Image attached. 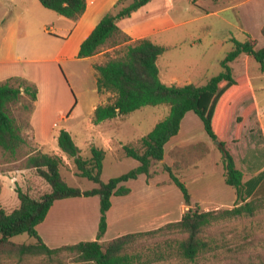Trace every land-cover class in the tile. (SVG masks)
Instances as JSON below:
<instances>
[{"label": "rangeland", "instance_id": "1", "mask_svg": "<svg viewBox=\"0 0 264 264\" xmlns=\"http://www.w3.org/2000/svg\"><path fill=\"white\" fill-rule=\"evenodd\" d=\"M132 1L123 0L120 6L128 5ZM248 1L174 0V7L170 11L173 18L180 20L182 17L190 21L186 25L158 35L155 39L153 37L154 41L165 43L166 37H185L190 40V37L195 36L201 38L202 42L197 43L194 47H190L188 44L190 42H187L182 46L167 48L158 62L162 74H164L169 63L173 64L172 67L176 68L181 77L186 78L190 74L197 83L205 84L207 79L219 74L222 71L220 61L233 47L229 38L234 36L240 41L245 39L246 35L237 26L247 21L255 29L262 14L263 5L260 0H250L249 3ZM239 3V8H233ZM110 11H114V9L112 8ZM196 16H199V19L193 20ZM68 21L71 22V19L44 7L39 0H0V68L5 66L8 68L7 71L12 73L11 76H22L32 83L37 84L36 81H39L45 85L47 89H45V95L36 112L38 118L41 119L42 116H46L56 120V127L71 124L74 140L80 147L81 155L84 158L91 156L92 145L104 147L106 158L101 178L107 182L109 179L138 166L139 163L136 159L124 157L122 145L137 143L158 122L167 117L170 107L168 105H148L126 114L117 120V129L103 125L104 134L96 137L94 144H91L90 133L86 131L87 120L92 105L94 103L100 105L102 97L94 92L95 80L88 63L80 60H68L54 64L49 61L54 57V51L61 45L63 35H66L63 29L67 26ZM128 43L129 41L122 43L105 53L101 58L102 63L121 56L125 51V45ZM111 44L112 42L105 45L103 49L111 48ZM40 63L43 66L49 65V67H45L43 70V67L37 65ZM37 66L40 68L38 69ZM235 69L237 73H242L244 70L242 61L235 64ZM248 75L254 89L258 90L263 86L262 91L259 94L257 92V94L261 99L263 98L262 106L264 107V72L259 69V63L255 59H252ZM10 81L15 86L19 84L16 79ZM103 92L107 93L106 91ZM108 96L110 101L113 100L112 93ZM34 109V101L27 94H23L17 102L9 104L10 113L17 119L23 130L29 129L31 114L36 111ZM58 109L67 110V112ZM61 113H72V121L57 120ZM189 114L194 118V121L187 119L189 120L188 123L191 124H187L186 128L184 127L183 133L185 130L192 129L191 138L185 140L183 135H180L169 142L165 147L166 158L174 163L176 159L171 153L172 149L173 151L177 149L175 146L186 147L203 142L205 141L204 137L210 140V152L206 157L194 163L196 153L190 149L188 154H184V161L189 162L190 165L184 170L175 171V173L186 184L193 205L213 208L218 205L215 201H229L232 192L236 189L224 181L223 167L219 162L220 152L205 131L201 119L193 112H189ZM114 136H116L115 141L109 143L108 139L111 140V137ZM29 142V146H25L23 152L28 149H35L34 141ZM56 146L59 148L58 144ZM239 150L246 158L242 159L241 153H238L237 156L234 155V158L236 160L237 157V166L246 173H253L264 167V145L255 149L254 146L243 147L242 144ZM44 151L51 155H59L49 147H46ZM4 160L5 158L0 157V172L8 174L10 177H18L15 182L11 180L14 189L19 187L36 197L50 190L49 184L38 174L36 169L25 168V158L12 162H5ZM63 160L64 163L61 167L63 176L70 185L81 189L97 186L93 181L78 175V170L72 159L66 157ZM155 168L157 172L153 173L151 177L147 176L154 184L151 191L157 190L152 194V197L161 194L160 190L163 187L166 188L165 194L169 197L165 205L161 206L160 202L153 205L156 209L151 213H153V217L159 216L167 209L171 217L176 216L179 210V202L184 199L183 193L172 182L169 173L161 170V163L157 162ZM208 179L211 180V185L203 186L201 182L203 180L207 182ZM253 181L250 180L249 182L251 187ZM157 182H161L159 188L155 187ZM15 198L18 201L16 195ZM251 199L260 201V207L254 215L228 218L213 223L204 229L201 237L210 244V248L207 252L199 255L195 261H188L172 255L169 244H176L178 240H183L186 238V234L167 229L138 238L130 243L126 252L140 254L143 264H263L264 186L255 195L249 196V200ZM153 201H160V197L154 198ZM8 209H12V207L8 206ZM153 217L151 216L148 222ZM144 218L145 216L142 217V220ZM59 234L68 237L64 231ZM74 239L76 238L72 233V243L75 241ZM12 240L16 243L27 244L36 242V239L27 233L14 236ZM76 260V254L70 251H62L51 257L40 255L19 258L4 254L0 259V264H72Z\"/></svg>", "mask_w": 264, "mask_h": 264}, {"label": "trees", "instance_id": "2", "mask_svg": "<svg viewBox=\"0 0 264 264\" xmlns=\"http://www.w3.org/2000/svg\"><path fill=\"white\" fill-rule=\"evenodd\" d=\"M40 3L58 14L72 20H78L86 11V0H39ZM152 0H133L128 5L120 6L119 0L107 12L88 37L81 43L78 58L91 57L112 42L115 47L126 43L132 38L119 26L118 22L130 17L133 12ZM264 33V28H263ZM113 40V41H112ZM233 48L227 53L220 64L222 71L210 78L204 85L187 84L184 86L168 85L160 78L158 58L166 51V47L145 37L125 45L121 56L107 60L105 63L94 64L98 72V92L108 91L114 94V100L99 105L93 115V122L100 123L118 115L130 114L144 106L168 105L169 114L158 122L154 128L141 137L135 144H123L125 157L136 159L139 165L130 171L103 181L102 171L106 152L103 148L91 146V156L84 158L81 149L69 131L62 129L58 136V146L62 152L73 160L80 177L87 178L97 184L90 189L70 185L61 173L64 160L59 155H51L40 150L22 151L29 142L23 135V128L10 113L9 104L17 102L23 94L32 101L37 100L38 87L35 83L22 77H12L0 81V148L1 157L5 162L25 158V168L36 169L38 174L49 184L50 190L38 197L17 187L15 189L20 204L12 211L0 207V259L4 254L24 258L27 256H53L62 251L76 254V262L72 264H143L140 254H129L126 249L130 243L140 237L160 232L164 229L186 234V238L176 244H169L172 255L188 261L209 250L210 244L201 235L204 229L213 223L228 218L252 216L260 207V201L251 199L243 182V171L238 168L232 144L228 139L230 116L234 104L239 98L250 92L246 77L236 78L231 63L241 55L252 56L264 72V47L257 49L256 41L248 37L245 41L232 39ZM19 81L17 86L10 80ZM249 108L237 117V130L234 138H241L243 124ZM193 111L204 124L205 131L216 143L220 152L219 162L223 167L225 182L237 191V202L233 207L204 210L199 206L192 207L191 194L183 180L175 173L188 168L189 162L184 161V154L190 149L196 153L195 161L203 159L210 152L205 142H198L172 152L174 163L167 164L164 160L166 143L180 131L181 122L186 113ZM192 147V148H191ZM185 151V152H184ZM193 152V151H192ZM159 162L163 171H167L172 182L182 191L185 203L191 206L179 221L170 222L157 229L129 233L110 241L100 242L99 239L107 230V212L112 206L113 196H123L130 192L126 185L131 179L141 174L151 177L156 173L155 164ZM100 198V223L98 239L81 241L74 244L50 248L38 233L37 226L43 222L56 200L94 196ZM27 233L36 239L35 243H16L14 236ZM264 264V263H263Z\"/></svg>", "mask_w": 264, "mask_h": 264}, {"label": "crops", "instance_id": "3", "mask_svg": "<svg viewBox=\"0 0 264 264\" xmlns=\"http://www.w3.org/2000/svg\"><path fill=\"white\" fill-rule=\"evenodd\" d=\"M86 1H87L86 11L78 20L71 19V22L69 21L67 22V26L63 29L66 32V35H63L62 37L63 40L61 45L58 47L56 51H54V57L49 59V61L50 63H54V64H60L68 60L86 61L88 63V67L93 73V77L95 80L94 92L100 95V97H102V101L100 102V105H105L114 100V94L112 93L113 100L110 101L108 95L111 92L108 91H106L107 93L98 92L97 90L98 72L94 68V64L96 63L101 64L102 63L101 58L103 57V55L113 50L115 47L119 45L107 49H103L104 48L103 47L98 54L91 57L78 58L77 55L81 43L88 37V35L96 27V25L99 23L102 17L114 7V5L118 0H86ZM249 2L250 0L248 1V3ZM260 2L263 5V9L255 29H253L252 25L247 21L237 26V28L246 35L243 41H245L248 37H251L256 41L257 49L264 47V33H263L264 0H260ZM173 7H174V0H152L147 4H145L144 6H142L141 8H139L137 11L133 12L130 17L120 20L118 22V26L132 38V40H130L128 44H131V42H134L137 39H141L145 37H149L154 41V39L158 35L169 32L177 27L189 23L190 21L189 19H184L182 17L180 20H175L172 14L170 13ZM239 7H240V3L233 6V8H239ZM197 19H199V16H196L193 20H197ZM233 38L236 37L231 36L229 38V41L232 42ZM165 40H166L165 43H158L157 41L154 42L165 46L166 50L167 48L170 49L185 45L187 44V42H190L188 43L190 47H194L197 43L202 42L201 38L195 36L190 37V40H188V38L185 37L182 38L166 37ZM159 58L157 64L159 67L160 78L164 83L168 85H178V86H184L187 84L204 85L203 83L195 82L190 74L186 78L181 77V75L177 72L176 68L172 67L173 66L172 63L168 64L164 74H162L160 65L158 63ZM252 59H254L252 56L243 54L236 61L231 63V66L234 70V76L236 78L241 76L246 77L250 88V92L242 95L239 98V100L234 104V107L232 109V115L230 116V124L228 130V139L231 141L233 153L235 156H237L238 153H241L240 157L242 159L244 158V154L239 150L240 145L243 144V147L248 146L249 148L250 146H254L255 149L259 148V146L264 145V107L262 106L263 98L261 99L260 96L258 95L262 91L263 86H261L258 90L254 89V86L251 82V78L248 75V69L251 66ZM240 61H242V63L244 64V70L242 71V73H237L235 69V64ZM37 65L43 67V70L45 69V67H49V65L43 66L42 63ZM37 67L38 69L40 68L39 66ZM7 69L8 68L5 66L0 68V74H1L0 81H6L12 77H22L16 75L11 76L12 73H9ZM259 69L261 70L260 64H259ZM207 80L209 81L210 78ZM36 82L37 84L36 83L35 84L38 87L37 100L34 101V107H35L34 110L36 111L31 114L30 122H29L30 127L29 129L23 130V135L25 136L28 142L34 141L33 145L36 151L40 150L42 152L48 153L44 151V149L46 147H49L52 148V150H55V153L61 155L62 158H66L67 156L62 152L60 148H57L56 144H58V136L62 129L69 131L73 137L72 125L69 124V125H61L59 127H56L57 125L56 120L47 118L46 116L45 117L42 116L41 119L38 118L36 112L40 107L42 99L45 95V89L47 88H45L44 84L42 85L41 83H39V81ZM98 106L99 105H97L96 103L92 105L91 113L89 115L86 125V131L90 133V142H92L91 144H94V140L96 137H99L100 135L104 134L102 131L103 125H107V127H112L114 129H117L116 128L118 124L117 120L122 116H125V115H118L112 119H106L96 124L93 122V115L95 109ZM249 108L252 109L248 113L247 118L243 124L241 131V138L238 142H235L234 138L237 130L236 119L239 115L249 110ZM58 110L61 111L63 109H58ZM63 112H67V110L65 111L63 110ZM189 112H193V111H189ZM189 112L186 113V115L182 119L179 133L173 136L166 143L165 147L169 142L173 141V139H175L180 135H183L185 140H187V138H191L190 134L192 129L185 130V132L183 133L184 127L186 128L187 124H191L188 123L189 120L187 119L194 121V118L192 116H189L191 115L189 114ZM57 120H62L63 122L72 121V113L69 114L61 113V115H59ZM115 138L116 136L111 137V140L108 139V142L109 143L114 142ZM204 140L205 141L203 142L207 143V145L211 147L210 140H208L205 137ZM213 143L216 145L215 142ZM186 147H188V145ZM175 148H184V147L175 146ZM1 154L2 151L0 148V157ZM164 158H166V152L164 154ZM164 162H166L169 165L173 164V162L168 161L167 158L164 160ZM241 170L243 171L244 174L243 182L245 184V189L248 190V193H250V197H252L257 192H259L264 186V174H263L264 167L257 171H254L253 173H246L243 169ZM61 173L63 175L62 168H61ZM222 175L224 179V173ZM250 177L253 179H251ZM13 178H16L18 180V177L16 176L10 177L8 174L0 172V207L6 209L7 211H12L20 204L19 199L17 201V199L15 198V195L17 196V193L11 181L13 180ZM250 180H254L252 183L253 184L252 187L251 185H249ZM160 183L161 182L155 183L156 185L155 187L159 188ZM201 184L203 186L208 187L211 185V180L208 179L207 182L203 180ZM126 185L130 188V192L128 194L123 196L112 197V206L107 212V230L105 234L101 237V239H99L100 242L110 241L114 238L129 233L157 229L159 227L166 225L167 223L179 221L182 218L183 214L186 212V210H188L191 207L187 205L183 199L180 200L179 202V208H178L179 210L176 216L171 217L169 210L165 209V212H162L161 215L153 217V213H151V211L156 209L153 205H157V203L160 202V205L163 206L165 205L169 197V195L165 194L166 188L162 186L163 188H161L160 190L161 192V194H159L160 196L158 195L152 197V194H154V192H156L157 190H154V192L151 191L153 187L152 185L154 184L151 183L150 178H148L146 174H141L139 175L138 178L129 180L128 182H126ZM158 197H160V201H153L154 198H158ZM247 200H249V197H247ZM236 202H237V191L234 190V192H232V196H230L229 201L227 202L215 201V203H217L218 205H215L213 208L211 207H204V208L200 207V208L204 210H210L217 208L233 207L236 204ZM8 206L12 207V209H8ZM194 206L196 205L192 204V207ZM100 215H101L100 198L97 195L78 196V197L59 199L56 200L55 203L52 205L45 220L37 226V230L39 235L43 239L44 243L47 244L50 248H57L63 245L74 244L81 241H93L98 239ZM143 216H145L144 219L147 220L144 219L142 220ZM151 216L153 217V219H151L148 222V219ZM63 231L68 234V237L60 236L59 233ZM72 233L75 235L76 238L74 239L75 241L73 243H72Z\"/></svg>", "mask_w": 264, "mask_h": 264}, {"label": "built area", "instance_id": "4", "mask_svg": "<svg viewBox=\"0 0 264 264\" xmlns=\"http://www.w3.org/2000/svg\"><path fill=\"white\" fill-rule=\"evenodd\" d=\"M16 178H13V182H15Z\"/></svg>", "mask_w": 264, "mask_h": 264}, {"label": "water", "instance_id": "5", "mask_svg": "<svg viewBox=\"0 0 264 264\" xmlns=\"http://www.w3.org/2000/svg\"><path fill=\"white\" fill-rule=\"evenodd\" d=\"M164 161V160H163Z\"/></svg>", "mask_w": 264, "mask_h": 264}]
</instances>
